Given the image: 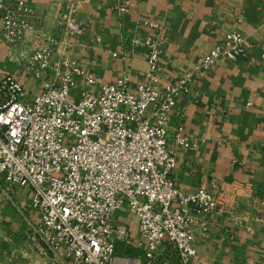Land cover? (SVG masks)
<instances>
[{
	"label": "crops",
	"instance_id": "crops-1",
	"mask_svg": "<svg viewBox=\"0 0 264 264\" xmlns=\"http://www.w3.org/2000/svg\"><path fill=\"white\" fill-rule=\"evenodd\" d=\"M20 1L33 12L30 28L22 43H0V78L14 75L29 98L44 80H54L62 58L100 83L126 78L132 91L147 82L141 43L159 33L156 87L162 88L183 79L227 33L245 37L252 45L246 57L220 58L205 74L190 78L187 91L176 98L166 138L175 153V185L185 193L208 191L218 200L205 229L190 211L196 256L188 264H264V0ZM46 48H52L50 69L37 77L31 56ZM179 124L188 147L176 141ZM39 217L28 188L0 180V264H45L46 248L30 239ZM112 222L129 232L127 241L115 243L113 264H147L135 216L124 207ZM159 252L157 264H181L166 243Z\"/></svg>",
	"mask_w": 264,
	"mask_h": 264
},
{
	"label": "built area",
	"instance_id": "built-area-1",
	"mask_svg": "<svg viewBox=\"0 0 264 264\" xmlns=\"http://www.w3.org/2000/svg\"><path fill=\"white\" fill-rule=\"evenodd\" d=\"M32 14L23 1L0 0V43H22ZM62 17L71 20L70 13ZM162 44L159 33L142 41L147 82L132 91L126 78L100 83L67 58L57 61L56 77L44 80L33 98L14 75L0 78V180L30 190L40 213L30 239L46 248L45 264H113L115 243L129 239L128 230L112 222L124 207L137 219L147 264H157L163 243L181 264L196 256L190 211L205 229L218 200L175 185V153L166 138L170 114L192 76L220 58L246 57L252 45L231 31L183 79L157 88ZM51 51L32 54L35 76L50 69ZM176 131L177 143L188 147L180 124Z\"/></svg>",
	"mask_w": 264,
	"mask_h": 264
},
{
	"label": "rangeland",
	"instance_id": "rangeland-1",
	"mask_svg": "<svg viewBox=\"0 0 264 264\" xmlns=\"http://www.w3.org/2000/svg\"><path fill=\"white\" fill-rule=\"evenodd\" d=\"M170 252H172V253H173V255H174V252H173V251H170Z\"/></svg>",
	"mask_w": 264,
	"mask_h": 264
}]
</instances>
